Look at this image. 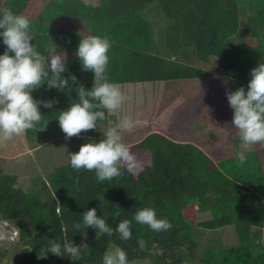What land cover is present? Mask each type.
I'll list each match as a JSON object with an SVG mask.
<instances>
[{
  "label": "trees",
  "instance_id": "trees-1",
  "mask_svg": "<svg viewBox=\"0 0 264 264\" xmlns=\"http://www.w3.org/2000/svg\"><path fill=\"white\" fill-rule=\"evenodd\" d=\"M154 2L156 7L150 6ZM240 3L247 4L250 10L247 31L252 40L233 45L229 39L239 27ZM5 7L31 19L34 39L30 42L43 55L50 54L52 43L58 54H65L67 70L62 77H77L71 84L72 91L49 89L45 82L31 92L36 100L56 102L52 108L38 105L48 122L44 130H27L24 135L28 139L65 135L56 119L58 112L76 102L75 87H92L94 74L82 71L75 55L80 39L74 29L78 17L88 23L89 35L109 38L106 75L115 84L209 79L212 72L194 63L215 57L229 90L241 86L247 90L250 70L264 63V0H98L95 4L83 0H4L0 8ZM145 11L161 15L163 24L156 32ZM5 50L0 38V55ZM105 115L107 118V110ZM104 121H98V125ZM94 130L68 139L71 153L89 139L103 138ZM137 137L122 131L123 142L138 152L135 155L144 165L138 175L122 167L121 176L98 183L94 171H76L68 160L45 179L34 181L39 191H24L15 186V175L0 170V221L12 222L17 228L22 252L17 264H102L110 245L124 249L129 262L264 264V244L259 234L250 232L251 228L264 229V148L245 151L246 163L238 166L237 155L223 156L221 145L213 139L196 140L207 154L192 143L173 141L157 131L131 143ZM144 151L148 160L140 154ZM256 194L261 197L260 204L256 203ZM145 206L154 208L158 218L167 219L172 229L157 233L136 223V209ZM89 208H95L96 214L114 230L121 219L132 220V238L123 241L118 233L109 237L91 227L84 229L83 212ZM202 212H209L210 218L200 220L198 215ZM77 223L82 225L79 230L74 227ZM192 226H232L237 244L206 247L198 252ZM84 239L89 244L81 248L82 260L73 261L67 255L58 257L50 252L46 258L40 257L41 249L50 240L78 245ZM139 239L147 242L148 249L153 245L163 249V255L141 251Z\"/></svg>",
  "mask_w": 264,
  "mask_h": 264
},
{
  "label": "clouds",
  "instance_id": "clouds-1",
  "mask_svg": "<svg viewBox=\"0 0 264 264\" xmlns=\"http://www.w3.org/2000/svg\"><path fill=\"white\" fill-rule=\"evenodd\" d=\"M31 24L29 17L14 13L7 7L0 8V38L6 45V50L0 55V142L21 136L27 130L35 132L45 129L48 120L44 121L38 105L52 108L56 101L36 100L31 95L33 90L46 82L49 89L72 91L71 84L77 81L73 74H69L67 78L62 77L61 74L67 70L66 57L63 52L57 53L53 43L50 54L45 56L30 42L34 39ZM110 47L111 42L106 36L87 35L80 39L75 55L80 61L81 70L94 74L93 84L87 90L82 84L75 87L78 97L74 100L76 102L71 103L67 110L58 112L56 119L66 140L96 129L98 121L106 118L105 110L115 113L127 99L120 87L109 82L106 75ZM250 76L247 90L241 86L235 91H226L229 106L233 109L231 123L237 130L243 149L257 144L264 146V63H258L252 68ZM133 127L132 118L125 116L119 123L103 131L101 140L89 139L81 144L77 152L68 153L71 168L76 171H94L98 183L121 176L122 167L128 173L138 175L143 171L144 165L122 138V131ZM246 160L245 151L237 153L238 166H243ZM133 219L157 233L166 232L173 227L167 219L158 218L156 210L148 206L137 208ZM81 226L80 223L74 225L76 230ZM83 227H91L99 234L109 237L118 233L123 241L132 238V220L121 219L114 230L106 223V219L96 214L95 208L83 212ZM137 244L141 251L163 255V249L156 245L148 249L147 242L143 239H139ZM49 252L58 257L67 255L73 261L82 260L81 245H74L71 241L61 245L50 240L41 249L40 257L46 258ZM102 264H129L127 253L116 246L103 255Z\"/></svg>",
  "mask_w": 264,
  "mask_h": 264
},
{
  "label": "rangeland",
  "instance_id": "rangeland-1",
  "mask_svg": "<svg viewBox=\"0 0 264 264\" xmlns=\"http://www.w3.org/2000/svg\"><path fill=\"white\" fill-rule=\"evenodd\" d=\"M3 1L0 0V7ZM83 1L95 4L98 0ZM150 6L156 7L155 2ZM249 14L250 10L247 4L240 3L239 27L237 32L229 39L233 45L252 40L247 31ZM144 15L150 22H153L152 27L154 32L163 24L161 15L157 11H149L147 14L145 11ZM74 29L79 33L80 39L89 35L88 23L81 17L77 18ZM155 38L156 33L153 40ZM194 64L199 68L212 72V77L209 79H181L161 81L158 83L152 82V85H146L144 82H140V85L132 83L117 84L124 94L127 88L130 87L144 89L149 86L153 87L159 93L158 95H149L144 98L137 96L136 99H139V101L135 102L136 104L133 106L137 113H133L131 118L142 120L143 123L138 122L139 124L151 125L148 127L149 130L154 128L162 130L160 132L167 136L170 133H165V129L170 127L180 102L186 100L188 96H192L194 93V97L196 98L192 105L193 112L191 111V119L189 121L187 120L186 123L184 122V124L176 125L177 134H182L180 125H184V128H187L188 131L190 123L192 127L187 132L190 136L189 141H193L197 147H202L203 145L196 140L208 142L213 139L217 141L215 142L216 145H221V153L225 157L227 155H234L240 151L264 148V146L259 144L253 145L248 149L242 148L237 130L233 128L231 123L233 109L229 106L226 96V91L230 92L228 83L226 77L217 69L215 57H209L206 61H197ZM187 87L189 90H187ZM179 96L181 101L178 100ZM205 99H211L215 105L209 108V105L205 104ZM126 109L128 110V105L125 101L118 112H121L122 114L120 115L124 116ZM217 115H221V117ZM117 123H119V120L112 121L111 117H107L104 122L99 123L94 132L96 135L103 137V131ZM171 137L174 136L171 135ZM132 152L134 154L138 153L137 151ZM68 153H71L68 139L66 140L63 134L38 135L33 139H28L23 134L21 136H15L9 141L0 142V170L5 174H13L16 176V187L24 191H39L34 181L37 178L45 179L55 167L66 163L69 160ZM254 198L256 203L260 204L261 197L256 194ZM198 216L200 220H204L209 218L210 215L209 213L203 212ZM250 232L259 234L264 244V229L258 230L251 228ZM192 234L197 242L198 252H202L206 247L224 248L237 244L236 234L232 226H225L218 229H203L192 226ZM88 244V240L84 239L78 245H81L82 248L88 246ZM113 249L114 247L110 245L106 252ZM21 253L16 226L9 221H0V264H17ZM129 264L149 263L147 261L133 260Z\"/></svg>",
  "mask_w": 264,
  "mask_h": 264
},
{
  "label": "crops",
  "instance_id": "crops-1",
  "mask_svg": "<svg viewBox=\"0 0 264 264\" xmlns=\"http://www.w3.org/2000/svg\"><path fill=\"white\" fill-rule=\"evenodd\" d=\"M158 82H161V81H157V82L155 81L153 83H158ZM144 83L146 85H149V84L152 85V82H144ZM132 84H139L140 85L141 83L138 82V83H132ZM136 89L137 88L134 89L133 87H130V88H127V90L125 92V95L127 97L126 104L128 105V110L126 109V111L124 112V116L120 115L122 113L121 112L119 113L118 111L115 112V113H109L108 112V118L111 117L112 121H116V120L120 121L125 116L131 117L133 115V113H137V111L134 110V107H133L136 104L135 102L139 101V99H136L137 96H142L144 98L145 96H149V95L152 96V95H155V94H157V95L159 94L158 92H156L153 89V87H150V86L146 87L144 89H140V88L137 89V90ZM187 90H189L188 87H187ZM136 92H137V94H136ZM186 96H188V95H186ZM194 96H195V94L193 93L192 96H188L186 100H183L182 102H180L179 108H177L176 111H175L176 113L174 115V118L172 119L171 125L169 124L170 127L169 128L167 127L165 129V133H170V134H168L169 136L168 135L166 136V134L161 133L160 131H162V130H158L157 128L149 130L148 127H150L151 125L139 124L138 122L143 123L142 120L140 121V119H136V118L132 119L133 122H134V127L131 130H125V131L128 132V133H132L133 135H137L138 137L135 140H133L131 143H135V142L140 141L149 132L157 131V132L165 135L166 137H168L169 139H171L173 141L180 142V143L189 142V143L194 144L193 141H189V137L190 136L187 133V132H189V129L192 127V124L190 125V123H189L188 131H187V128H184V125H180V129L182 130V134H177L176 133V131H177L176 125L177 124H184V122L186 123L187 120L189 121L191 119V111L193 112L192 105H193V103L195 101V98H196ZM178 100L181 101L180 100V96L178 97ZM205 104L209 105L208 106L209 108L212 107V100L211 99H205ZM205 109H206V107H205ZM184 133H186V134L183 135ZM171 135H173L174 137H171ZM194 145H196V144H194ZM199 148L204 150V148H202V147H199ZM204 151L206 152V150H204ZM143 153L144 154H142V152L140 153L141 156L143 155L144 156L143 158L147 159V152L144 151ZM234 155H237V153L234 154ZM230 156H233V155H230ZM226 157H229V155H227ZM206 213H209V212H206ZM209 215H210V213H209ZM209 218H210V216H209ZM206 219H208V218H206Z\"/></svg>",
  "mask_w": 264,
  "mask_h": 264
}]
</instances>
